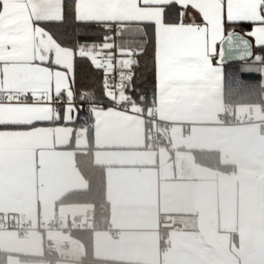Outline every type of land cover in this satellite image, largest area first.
Returning <instances> with one entry per match:
<instances>
[{
	"label": "crops",
	"instance_id": "crops-1",
	"mask_svg": "<svg viewBox=\"0 0 264 264\" xmlns=\"http://www.w3.org/2000/svg\"><path fill=\"white\" fill-rule=\"evenodd\" d=\"M261 75L264 85V66ZM224 76L223 68L157 96L156 114L172 124L170 147L150 146L138 105L130 111L92 110L93 159L105 167L107 197L101 226L93 231L97 259L264 264V115L261 105H239L229 111L232 122H222ZM31 118L32 123L0 125V217L29 226L24 235L0 226V264H78L84 255L80 241L70 232L40 227L53 216L93 225V205L57 204L87 187L68 148L76 115H66L64 123ZM75 144L87 146L83 130ZM197 150L218 151L234 170L197 163Z\"/></svg>",
	"mask_w": 264,
	"mask_h": 264
},
{
	"label": "snow or ice",
	"instance_id": "snow-or-ice-1",
	"mask_svg": "<svg viewBox=\"0 0 264 264\" xmlns=\"http://www.w3.org/2000/svg\"><path fill=\"white\" fill-rule=\"evenodd\" d=\"M149 56L153 99L236 63L264 66V0H0V125L84 112L77 57L103 71L102 110H135Z\"/></svg>",
	"mask_w": 264,
	"mask_h": 264
},
{
	"label": "trees",
	"instance_id": "trees-1",
	"mask_svg": "<svg viewBox=\"0 0 264 264\" xmlns=\"http://www.w3.org/2000/svg\"><path fill=\"white\" fill-rule=\"evenodd\" d=\"M129 39H132L131 37ZM263 66H251L246 63H236L225 67L224 76V105L229 111L239 105H261L264 104V85L262 83L261 68ZM76 84L77 93H84L86 108L71 123L74 127V135L71 138L68 148H72L76 155V164L87 182L83 190H75L65 194L57 204H91L93 225L84 228H75L70 235L80 241L84 246L82 262L78 264H132L116 261H103L94 256L93 253V231L101 226L102 206L106 203V171L105 167L94 162L93 152V118L92 110L99 108L103 103V71L95 69L90 61L76 58ZM136 83L144 91L149 99L143 104L146 116L156 110L157 97L152 98L155 90V69L151 56L140 61L136 70ZM104 107H107L105 105ZM233 119L232 116H230ZM147 130L152 127V122L146 118ZM52 123H64V120L54 119ZM8 128H23V125H7ZM83 130L87 137L88 144L84 148L76 147L75 140L78 131ZM196 162L209 166L223 172H232L234 166L225 165L220 160L218 151L197 150L195 151ZM108 226V223H105ZM163 235L168 234V227H163Z\"/></svg>",
	"mask_w": 264,
	"mask_h": 264
},
{
	"label": "built area",
	"instance_id": "built-area-1",
	"mask_svg": "<svg viewBox=\"0 0 264 264\" xmlns=\"http://www.w3.org/2000/svg\"><path fill=\"white\" fill-rule=\"evenodd\" d=\"M114 107V108H122L127 111L131 109L128 107H120L117 105H107V107ZM261 110L264 115V104H261ZM141 112L143 116L148 118L152 122V127L147 130L148 142L151 147L158 148L160 146H167L170 147V140L169 136L171 133L172 124L167 120L160 118L156 114V110L152 114L145 113L144 108H141ZM220 119L224 123L232 122L229 114V108L224 106L223 111L220 114ZM250 122H253L252 119H249ZM239 122V120H237ZM261 124V132L264 133V117L260 121ZM0 226L7 229H14L19 232L20 235H24L26 231L29 229L28 225H20L15 220L5 221L3 217H0ZM40 227L42 229H56L70 232L72 229L75 228H84L87 227V223H79V222H72L68 221L65 218L53 216L48 219L42 220L40 223ZM175 228H178V225H175ZM168 235H163L162 244L165 248L167 246Z\"/></svg>",
	"mask_w": 264,
	"mask_h": 264
}]
</instances>
